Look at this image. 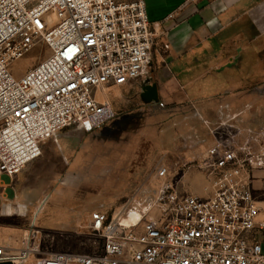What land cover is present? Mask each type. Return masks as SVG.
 <instances>
[{
	"label": "built area",
	"instance_id": "1",
	"mask_svg": "<svg viewBox=\"0 0 264 264\" xmlns=\"http://www.w3.org/2000/svg\"><path fill=\"white\" fill-rule=\"evenodd\" d=\"M153 30L144 0H0V184L40 157L42 141L59 131L110 120L111 104L98 92L150 81ZM39 40L50 54L14 76L9 64ZM258 130L254 140L246 130L241 146L230 132L216 133L200 157V193L183 196L162 183L113 216L94 211L85 228L98 239L95 251L45 252L38 264H264V219L252 190V173L264 172V122ZM45 201L17 249L0 245V262L27 264L43 253L36 217Z\"/></svg>",
	"mask_w": 264,
	"mask_h": 264
},
{
	"label": "crops",
	"instance_id": "2",
	"mask_svg": "<svg viewBox=\"0 0 264 264\" xmlns=\"http://www.w3.org/2000/svg\"><path fill=\"white\" fill-rule=\"evenodd\" d=\"M144 3L148 21L154 25L153 73L149 81L153 90L149 102H166L170 108H197L198 117L208 128L225 113L243 114L247 121L264 118V98H260L264 96V0H144ZM250 95H257L255 102ZM68 132L56 133V143L51 139L42 141L40 157L20 173L2 177L0 245L10 250L19 247L37 202L44 196L47 201L52 193L55 195L51 205L48 207L45 201L38 213L43 253L27 264H38L45 252H85L72 232L79 228L88 212V200L73 199L67 194L68 184L59 182L72 166L66 165L73 151L68 147L64 153L62 148L63 143L67 146ZM252 190L259 208L258 219H264L261 216L264 172L252 173ZM22 196L28 206L21 221L16 217L18 210L11 205ZM94 208L103 212L98 206ZM7 219L9 224L3 222Z\"/></svg>",
	"mask_w": 264,
	"mask_h": 264
},
{
	"label": "rangeland",
	"instance_id": "3",
	"mask_svg": "<svg viewBox=\"0 0 264 264\" xmlns=\"http://www.w3.org/2000/svg\"><path fill=\"white\" fill-rule=\"evenodd\" d=\"M49 54V47L39 40L20 59L11 62L8 69L19 77ZM151 90V82L138 81L107 89L104 93L98 92L97 98H105L111 104L113 117L95 130L87 131L76 124L77 130L67 127L59 131H69V137L65 138L67 146L61 143L64 153L68 147L73 151L66 165L71 163L72 166L65 170L67 173L59 178V182L68 184L67 194L73 199L82 202L88 200L89 210L83 216L79 228L72 232L77 245L85 248V252L95 251L98 243L97 237L85 228L95 206L100 207L109 217L113 216L131 198L150 193L162 183L170 185L183 196L200 193L206 179V169L200 157L211 146L214 137H218L216 133L219 131L227 136L230 132L228 137L233 136L231 143L241 146L245 144L248 132L245 131L249 129V136L254 140L259 133L258 128L264 122V118L247 121L243 114L235 116L225 113L218 123L208 128L198 117L197 108H170L166 102H149L151 100L146 94H150ZM253 95H250L252 101L257 97ZM220 122H223V129L215 132ZM57 138L51 141L56 143ZM253 146L257 148L256 144ZM162 166L166 168V175L159 177L157 170ZM54 199L52 193L46 201L48 207ZM26 200L22 196L11 205L18 210L16 217L21 221L28 206ZM46 210L48 213L49 209ZM30 218L31 215L27 222ZM10 219L3 222L9 224ZM40 219L41 216L37 215V229L40 227ZM47 234L50 239L51 233Z\"/></svg>",
	"mask_w": 264,
	"mask_h": 264
},
{
	"label": "water",
	"instance_id": "4",
	"mask_svg": "<svg viewBox=\"0 0 264 264\" xmlns=\"http://www.w3.org/2000/svg\"><path fill=\"white\" fill-rule=\"evenodd\" d=\"M146 87H149V86H146ZM151 94H152V92H150V94L147 93V95H148L147 97L150 98ZM150 99H152V98H150ZM0 264H12V263L10 261H2V262H0Z\"/></svg>",
	"mask_w": 264,
	"mask_h": 264
},
{
	"label": "bare ground",
	"instance_id": "5",
	"mask_svg": "<svg viewBox=\"0 0 264 264\" xmlns=\"http://www.w3.org/2000/svg\"><path fill=\"white\" fill-rule=\"evenodd\" d=\"M8 200H9V199H8ZM8 200H7V201H8ZM36 213H37V212H36ZM36 213H35V215H36ZM135 217H137V214H136V216H135ZM33 219H34V218H33Z\"/></svg>",
	"mask_w": 264,
	"mask_h": 264
}]
</instances>
